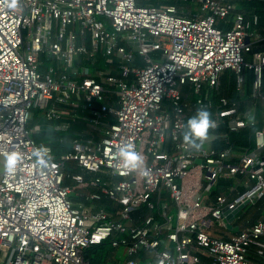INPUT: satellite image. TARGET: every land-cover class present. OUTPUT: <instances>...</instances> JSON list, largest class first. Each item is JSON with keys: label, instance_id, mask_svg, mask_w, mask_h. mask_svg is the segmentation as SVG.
Segmentation results:
<instances>
[{"label": "built area", "instance_id": "2783aa9c", "mask_svg": "<svg viewBox=\"0 0 264 264\" xmlns=\"http://www.w3.org/2000/svg\"><path fill=\"white\" fill-rule=\"evenodd\" d=\"M191 1L197 9L183 14L175 3L139 0H0V264H89L84 249L104 240L124 249L123 261L109 264H203L202 256L207 264H264L252 259V252L264 258V218L229 231L227 239L210 230H226L225 206L264 196V127L255 131L254 150L237 162L228 161L235 155L230 148L195 146L183 137L187 111L213 106L201 91L227 69L237 73L238 87L244 68L252 69L250 97L264 99V50L255 47L264 26L238 9L242 0ZM132 38L150 41L149 48L135 52ZM43 51L70 74L59 75L53 64L41 72ZM97 54L113 67L96 68L95 75L72 67L77 55ZM186 83L195 101L183 95ZM219 101L214 127L220 117L229 118L231 131L254 126L251 117H234L236 102ZM80 102L100 136L75 138L71 151L56 158L31 136V112L44 108L56 121L57 103ZM125 145L143 157L141 168L122 166L118 152ZM14 152L21 159L9 172L6 157ZM69 160L97 176L76 173L74 186L64 184ZM223 178L240 179L245 189L207 202ZM74 190L88 202L75 203ZM101 195L110 208L94 204Z\"/></svg>", "mask_w": 264, "mask_h": 264}, {"label": "trees", "instance_id": "16d2710c", "mask_svg": "<svg viewBox=\"0 0 264 264\" xmlns=\"http://www.w3.org/2000/svg\"><path fill=\"white\" fill-rule=\"evenodd\" d=\"M150 1V0H149ZM147 1H141L139 4H147ZM155 5V2H149ZM169 3H175L179 5H190L192 3L191 0H170ZM238 9L243 11L247 15L256 14L259 18V26H264V0H242L238 3ZM179 13L180 10H179ZM222 21L219 23V26H222ZM255 47L258 49L264 50V41H259ZM157 55L154 53V56ZM135 61L137 64L143 65L144 61L142 56L139 53L135 54ZM110 63V64H109ZM51 64L55 65L57 68V73L60 75L63 72L70 74L71 68H64L61 62H58L55 57L47 52L43 51L39 54V70L43 72L48 66ZM113 66V63L107 58H102L100 54L95 56V59L90 57H86L84 55H77L75 57L74 63L72 67L80 68L85 66L86 68L99 67L103 68L107 65ZM243 75V83L240 87L237 86V73L234 70L227 69L225 70L219 78L218 84L213 88H204L201 91V95L205 96L208 94L209 98L213 101V106L207 109L211 118L215 117V111L220 108L221 97H226L230 101L236 102L238 105L237 112L234 114L235 118H245L248 120V117L254 119V126H246L241 128L238 131L229 130V118L220 117L219 123L216 127H210L208 130L207 139L200 141L195 140L192 144L195 146H201L203 144H209L212 148L220 151L224 149L230 148L234 154V157L228 158L230 162H237V156L244 154L246 152H250L255 148V131L264 127V99L253 100L250 97L252 90V82L254 79V71L252 69L244 68L242 71ZM263 79H264V69H263ZM77 78V75L73 76ZM182 93L184 96L189 98L192 101H195L198 97V94L193 91V86L189 83H186L182 86ZM254 107L253 110L249 113L248 111ZM56 107L62 110V121L68 120L70 121L71 126L64 129H53V130H42V129H33V121H36L37 117L41 116V111L43 108L37 107L32 110L30 118L28 120V127L31 129V136L35 139L39 144H48L52 148V151L56 158H61L64 154L71 151L73 141L75 138H83L89 137L90 135L98 136L101 133L97 128L88 127L86 116L88 115V108L83 106V102H80L78 106L57 103ZM202 109L193 105L191 109L187 111V118L185 122V127L183 131V137L185 138L186 134H189V130L187 128V123L190 118L196 115L197 110ZM75 116V120L73 117ZM111 118V117H110ZM86 120V121H85ZM64 184L69 186H74L75 181L72 178L73 174L76 173H84L85 178H95L97 176L96 173H89L83 170L77 163L73 160H69L65 162L64 165ZM239 178L241 177L238 175ZM234 184V178H223L220 182L212 187L209 191V196L214 198L227 192V187L229 185ZM91 190L93 189L90 188ZM238 192L243 191L245 188L242 186H238ZM237 196L235 193L231 198ZM72 200L77 203L80 201L88 202L85 199V196L81 192H77L76 190L72 191L70 194ZM94 204L97 207L110 208L113 203L112 201L106 197L105 195H101L99 199L94 201ZM264 206V196L257 198L256 204L253 205ZM146 208H141V213L145 214ZM257 220L251 219L248 217V206L246 212L238 219L237 223L240 228L245 227L246 225H251L255 223ZM227 230V229H226ZM224 232V231H222ZM224 239L229 237V234L220 233ZM84 258L89 262V264H109V263H121L124 259L123 254L120 252V248L112 247L110 245L109 240H104L100 243H92L88 247L84 249ZM255 262L263 261L258 257H254ZM203 264H207L208 259L205 256H202Z\"/></svg>", "mask_w": 264, "mask_h": 264}, {"label": "crops", "instance_id": "0c3cea01", "mask_svg": "<svg viewBox=\"0 0 264 264\" xmlns=\"http://www.w3.org/2000/svg\"><path fill=\"white\" fill-rule=\"evenodd\" d=\"M143 2V1H147L149 5H153L149 2H155V5L156 6H166V5H169V4H172V3H169L170 0H139V2ZM197 9V7L195 5H193L192 3L190 5H179V10L181 13L183 14H190L192 12H194L195 10ZM104 58V57H102ZM110 64V63H109ZM107 65V66H104L103 68H107V69H111L113 66L112 64L111 65ZM96 68L98 69L99 67H93L92 69L89 67L87 68V72L90 74V75H95V70ZM102 68V69H103ZM84 106V105H83ZM62 111V110H61ZM88 116V115H87ZM87 116H86V119H87ZM112 118V116H109ZM73 119L75 120V116L73 117ZM86 121V120H85ZM87 126L88 127H91V128H96L94 125H92V123L87 119ZM69 126H71L70 124V121L68 120H64L62 121V119H59V120H48L46 118V116L44 115V112L41 114V116L39 117V121H38V125H37V129H42V130H53V129H64V128H68ZM34 128V127H32ZM36 130V129H35ZM99 130V128L97 129ZM100 136V134H98V136H95V135H90L89 137H86V138H90V137H95V138H98ZM81 138H83L81 136ZM238 186H243L241 183H240V179H234V184L233 185H229L227 188V192H224L222 194H225L229 197H232L235 193L238 192ZM209 192H207V196H206V200L207 202H213L215 199L214 198H211L208 194ZM256 201H257V198H254L252 200H250L243 209H241L239 211V213L237 214L235 220L233 221V224L234 225H238L237 221L238 219L244 214V212H246L247 210V206H248V217L251 218V219H255V220H258L260 218H264V206H253L256 204ZM227 230H224L222 228H218V227H212L210 230L215 232L216 234H220V233H225V234H229L230 232L229 231H232L230 230L229 228H226ZM224 231V232H222ZM234 232V231H232ZM221 235V234H220ZM253 256H254V252H252V259H253Z\"/></svg>", "mask_w": 264, "mask_h": 264}, {"label": "clouds", "instance_id": "9594fccd", "mask_svg": "<svg viewBox=\"0 0 264 264\" xmlns=\"http://www.w3.org/2000/svg\"><path fill=\"white\" fill-rule=\"evenodd\" d=\"M215 124L211 120V114L207 109H198L195 116L190 118L187 123L189 134L185 135V141L189 144L195 140L203 141L208 137V130ZM118 155L122 161V166L128 170H136L142 167L143 157L136 153L132 145L121 147ZM21 159L19 153H11L6 157V167L9 172L13 171L17 162Z\"/></svg>", "mask_w": 264, "mask_h": 264}, {"label": "water", "instance_id": "95a60500", "mask_svg": "<svg viewBox=\"0 0 264 264\" xmlns=\"http://www.w3.org/2000/svg\"><path fill=\"white\" fill-rule=\"evenodd\" d=\"M127 42L135 52H138L139 50H147L150 46V41L144 42L142 45H140L136 38L129 39ZM196 162L205 164V160L200 158L196 159ZM249 201V199L245 200L243 203L236 205L234 208H229L228 206L223 208L222 215L225 218L227 228L234 232H237L240 229L239 225L233 224V221L235 220L239 211L243 209Z\"/></svg>", "mask_w": 264, "mask_h": 264}, {"label": "rangeland", "instance_id": "374dc122", "mask_svg": "<svg viewBox=\"0 0 264 264\" xmlns=\"http://www.w3.org/2000/svg\"><path fill=\"white\" fill-rule=\"evenodd\" d=\"M43 111H45L44 108H43ZM42 113L43 112L41 111V114ZM38 121H39V117L36 118V121L35 120L33 121V127H34L33 129H37ZM4 159H5L4 157L0 156V161H3ZM120 252L123 254L124 249L120 248Z\"/></svg>", "mask_w": 264, "mask_h": 264}]
</instances>
